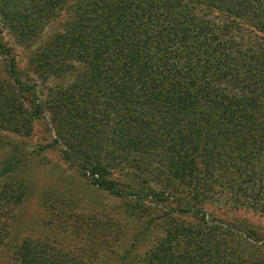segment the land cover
I'll use <instances>...</instances> for the list:
<instances>
[{
	"label": "trees",
	"instance_id": "trees-1",
	"mask_svg": "<svg viewBox=\"0 0 264 264\" xmlns=\"http://www.w3.org/2000/svg\"><path fill=\"white\" fill-rule=\"evenodd\" d=\"M1 21L30 36V85L0 38L4 71L14 94L29 96L25 118L48 120L64 159L80 161L113 196L176 199L166 222L171 247L149 264H264V236L232 233L218 220L214 228L235 236L241 256L219 243L217 257L178 221L190 214L206 226L213 198L194 193L211 185L229 191L226 205L264 216V0H0ZM39 81L55 83L38 96ZM11 96L0 88V115L10 107L15 119ZM127 177L164 180L117 179ZM180 184L190 197H177ZM254 241L259 254L246 252ZM17 247L20 264H52L26 240Z\"/></svg>",
	"mask_w": 264,
	"mask_h": 264
},
{
	"label": "rangeland",
	"instance_id": "rangeland-1",
	"mask_svg": "<svg viewBox=\"0 0 264 264\" xmlns=\"http://www.w3.org/2000/svg\"><path fill=\"white\" fill-rule=\"evenodd\" d=\"M8 24L1 21V41L9 47L23 83L30 85L35 47L30 48V36L20 35L21 29L12 31ZM53 82L39 81L38 96L44 92V86L55 82L63 84L66 80ZM12 87L0 55V88L12 94V104L16 105L15 119L10 115V107L3 109L0 115V264H20L14 253L23 240L52 264H149L152 254L171 247L166 222L173 216L170 212L177 208L176 199L164 203L149 199L135 201L98 189L79 168L80 161L64 159L62 147L55 144V135L48 130V120L25 118L30 114L29 96L14 94ZM117 179L146 182L152 187H159L164 180ZM223 179L219 180L222 185ZM228 180L234 185L238 178ZM175 188L178 198L191 196L190 190L182 184ZM219 191L220 188L211 185L209 190L194 193L198 198H213L211 204L205 206L206 226L202 220L192 219L190 214L178 221L199 235V240L204 242L200 241L199 250L205 254L221 256V243L222 248L231 246L232 257L239 258L240 247L229 242L235 236H225L224 230L214 228L220 226L218 220L232 226V233L236 229L244 234L250 231L251 236L260 238L264 236V216L251 209L226 205L224 201L229 191L225 189L221 195ZM260 197L264 200V194ZM211 233L214 245L210 247L205 245L208 237L205 234ZM260 251L259 241L251 242L246 250L256 254Z\"/></svg>",
	"mask_w": 264,
	"mask_h": 264
}]
</instances>
